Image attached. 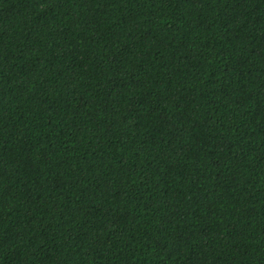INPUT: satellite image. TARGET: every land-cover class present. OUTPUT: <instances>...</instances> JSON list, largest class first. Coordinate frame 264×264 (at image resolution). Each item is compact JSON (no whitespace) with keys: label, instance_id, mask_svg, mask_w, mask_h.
Instances as JSON below:
<instances>
[{"label":"trees","instance_id":"obj_1","mask_svg":"<svg viewBox=\"0 0 264 264\" xmlns=\"http://www.w3.org/2000/svg\"><path fill=\"white\" fill-rule=\"evenodd\" d=\"M0 264H264V0H0Z\"/></svg>","mask_w":264,"mask_h":264}]
</instances>
